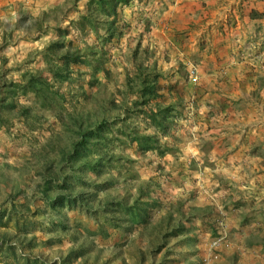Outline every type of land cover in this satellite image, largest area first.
I'll use <instances>...</instances> for the list:
<instances>
[{"label":"rangeland","instance_id":"rangeland-1","mask_svg":"<svg viewBox=\"0 0 264 264\" xmlns=\"http://www.w3.org/2000/svg\"><path fill=\"white\" fill-rule=\"evenodd\" d=\"M67 8V11L60 10L49 14H10L8 21L4 20L5 30L0 31L3 39L0 38V104L3 98L9 96L8 87L12 82H24V74L45 68L42 61L45 41L54 38L65 39L72 50L80 49L82 53H86L87 48L95 45L96 35H86L77 26L80 18L76 15L78 10L70 5ZM151 12L150 18L154 19L150 22V28H132L122 20L115 30L117 36L113 44L106 43L103 47L96 44V48L99 47L105 52L104 66L107 69V77L100 73L95 77L98 79H91L94 68L82 64L74 68L79 71L74 73L75 81L59 84L58 88L54 89L59 91L60 95H64V100L49 93V99L56 98L52 110L43 109L41 100L32 94L27 96L19 94L13 101L20 107L24 105L33 107V115L27 120L18 116V108L12 111L0 110V211L12 210L11 196L20 189L25 190L27 195L31 190L35 192V180L38 179L37 177L35 179L34 175L39 170V162L45 158L50 162L53 160L58 162L60 151L70 146V137L73 136L70 133V127H73L69 118L71 113L98 114L104 108L103 113L108 116L119 114L121 102L124 99L129 101L133 99L126 84L127 77L135 76L139 69H147V60L150 65H157L158 52L163 51L164 55L168 53L166 55L168 61L171 57L176 59L168 64L167 72L173 69L184 70L187 65L178 60L179 55L174 49L180 47V42L173 41V45L168 43L165 47L161 35L163 28L157 26L158 15ZM44 19L46 25L43 29L41 26ZM65 20L68 23H64ZM99 31L105 35L104 30ZM6 37L8 41L5 45ZM188 56L191 54L188 53ZM187 67V81L184 80L180 86L181 95L173 96L174 98L171 97L164 102L165 106L173 102L177 107L176 111L182 112L181 115L177 114L170 130L176 139L161 137L162 142L170 140V143L174 144L175 152L159 159L153 153L137 156L129 147L121 149V156L131 158L127 168L133 177L125 182L121 179L123 183H119L117 189L109 191L110 200H122L128 195L135 196L143 185L145 200L146 197L157 198L163 205L165 204V208L149 221L142 233L134 230L132 235L127 236L124 231L111 230L112 234L114 233L113 238H102L87 232V230L97 232L99 229L93 218L80 214L77 217L70 216L72 224L77 222V227L71 230L66 239L56 243L58 238L49 233L52 226L48 225L46 216H33L32 221L35 222L33 231L30 227L25 237L22 234L19 236L23 243L18 239L16 241L9 239L8 242L17 245V251L12 256L7 254L9 253L7 250L5 254L0 253V264H161L163 254L167 250H171L173 252L171 254L176 256L173 258L181 260L180 264H264V251L261 248L264 244V233L252 234L251 223L248 224L250 225L248 228L238 223L237 219H234L236 212L233 210L239 209L241 200L234 196L228 197L224 193L227 185H230L232 189L238 191L236 197L247 201L259 192L255 191L253 178L239 176V171L233 168L239 163L233 154L234 150L240 149L242 125L235 120L227 125L221 119L213 120L209 125L200 118L199 131L196 127V129L192 127L191 131L188 122L190 120L188 114L192 112L191 108L189 109L191 99L201 97L198 89L203 87L198 84L200 79L195 83L189 77L191 68L196 67L199 71L198 65L188 62ZM30 68L33 71H25ZM43 76L47 78L49 74L44 72ZM166 81L173 82L169 77ZM113 101L119 111L114 112L110 109ZM56 113L61 114V120ZM140 122L141 119L132 120L133 126L142 128L144 125ZM243 128L250 129L251 125ZM191 150H197L201 154V159H197L199 171L189 167L192 165L189 163L190 159H194L190 157V153L195 154ZM211 156H214L213 161ZM194 157L198 158L196 155ZM222 164L223 167L219 166ZM148 191L150 196L146 195ZM192 192H196L194 202L189 201ZM19 200L25 202L24 199ZM16 205V208L20 209V203ZM213 207L220 211L221 217L225 220L226 245L212 256L210 247H206L213 239L212 231L208 227H202L203 232H200L193 229L192 225L188 237H170L169 234L175 224L170 223L169 213L173 215V219H177V216L184 212V224L188 227L190 221L200 224L198 220H193V214L199 212L203 214ZM33 212L32 210L29 214ZM21 222L17 228H11L10 225L8 229L2 231L8 232L11 236L20 234V226L24 228ZM185 239L191 241V244L180 248L181 242ZM1 241L3 239H0V250H5L4 242ZM161 244L167 247L162 253H158L157 248ZM80 253L85 254L84 257H79ZM166 264L176 263L168 261Z\"/></svg>","mask_w":264,"mask_h":264},{"label":"trees","instance_id":"trees-1","mask_svg":"<svg viewBox=\"0 0 264 264\" xmlns=\"http://www.w3.org/2000/svg\"><path fill=\"white\" fill-rule=\"evenodd\" d=\"M129 1L89 0L87 9L80 16L77 26L86 35H96L95 45L90 49L87 48L86 53H82L80 49L72 50L70 44H66L65 39L50 40L43 50L45 68L37 72H27L23 75L24 82H12L8 87L9 96L1 100L0 110L12 111L18 108L19 117H24V120L31 117L33 115L32 106L20 107L13 102L19 94L23 96L32 94L41 100L43 109L52 110L56 98L50 97L49 99V93L58 95L60 100H64V95H60V92L54 89L58 88L59 84L75 81L73 80L74 73L78 70L74 68L82 64L94 68L91 79H98L95 77L100 73L107 77V69L104 66L105 52L95 46L97 44L103 47L106 43H114L113 40L117 36L115 30L122 21L119 8L127 5ZM99 30H104L105 35H102ZM59 31L62 30L59 29ZM44 72L48 73L49 77H44ZM158 81V75H144V70L139 69L135 76L127 77L126 84L133 99L131 101L124 99L121 102L119 114L108 116L103 113V108L101 109L103 111L98 114L97 112H77L69 115L73 124V127H70V133L73 135L70 137V146L60 151L58 162L54 160L50 162L46 158L39 162V170L37 175H34V178L38 179L35 180V192L31 190L27 195L25 190L20 189L15 194L13 193L14 196H11L12 210L0 211V234L3 233L0 239H3L1 242H4L5 247V250H0L1 254H5L6 250L9 251L7 254L10 256L16 253L17 245L8 241L18 239L20 243H23L19 236L22 234L25 237L30 227L33 231L32 228L35 225L32 221L33 216H46L48 225L52 226L50 231L48 228V231L58 238L56 242L58 243L66 239L71 230L77 227V222L72 224L70 216L77 217L84 214L90 219L93 218L99 230L97 232L87 230V232L102 238H110L114 234L111 230L124 231L127 236L132 235L134 230L141 234L149 221L162 208H165V204L163 205L157 198L146 197L147 200L144 199L143 185L137 190L135 196L128 195L116 201L109 199V191L117 189L119 183H123L121 179L125 182L133 177L128 173L127 168V163L131 162L129 160L131 158L121 156V149L129 147L137 156L153 153L159 159L175 152L174 144L170 143V140L162 142L161 137L176 139L170 130L177 114L181 115L182 112H177L172 105L165 106L164 102L168 101L167 95L172 94L175 87L177 89L178 83L164 88ZM85 99L88 98L85 96ZM117 108L113 101L110 109L115 112L119 111ZM55 115L61 120L60 113ZM134 119H141L140 124L144 126L142 128L133 126L132 120ZM146 195L150 196L149 191ZM189 196V201H194L196 192L190 193ZM19 198L24 199L25 202L23 203ZM16 203H20V209L16 208ZM215 207L207 209L203 214L200 212L193 214V220H198L200 224L190 221L188 227L184 224V212H181L177 219H173V215L169 213L170 223L175 224L169 234L170 237H188L192 225L193 229L200 232H203L202 227H208L213 235V239L206 244L207 248L210 247L213 241L220 237V222L224 219ZM166 209L169 212V208ZM193 209L200 210V208ZM32 210L33 214H29ZM20 222L24 226V228L20 226V234L16 233L11 236L8 232L2 231V229H8L10 225L11 228H17ZM256 229L263 231L264 222L259 223ZM190 242L183 240L180 248L191 244ZM225 245L226 243H223L218 248L210 249L211 256ZM166 247L165 244L158 246V253H162ZM73 251L76 252L75 249ZM171 253H173L171 250L164 252L161 264H166L168 261L180 264L181 260L173 258L176 256ZM80 254L81 258L85 255Z\"/></svg>","mask_w":264,"mask_h":264},{"label":"crops","instance_id":"crops-1","mask_svg":"<svg viewBox=\"0 0 264 264\" xmlns=\"http://www.w3.org/2000/svg\"><path fill=\"white\" fill-rule=\"evenodd\" d=\"M88 2L0 0V31L4 32V20L8 21L10 14H49L67 11L70 5L78 10L76 15L80 17L85 13ZM151 11L158 15L157 26L163 28L161 35L165 47L168 43L173 45V41L180 42L179 48L174 47L179 55L178 60L185 66H188V62L196 63L199 68L198 84L203 88L198 89V93L202 96L191 99L194 104L193 112L188 114L191 131L192 127L199 131L200 118L209 125L211 121L220 119L227 125L235 121L242 125L240 149L234 150L236 153L233 154L239 163L233 168L239 171V176L253 178L255 191L259 192L247 201L236 197L238 191L230 185H227L224 193L241 200L239 209L233 210L236 212L234 219L246 228L251 225L252 234L264 233V229H256L259 223L264 222V0H130L119 8L120 20L132 28H150V22L154 19L150 18ZM44 25L45 19L41 26L43 29ZM7 41L6 37L5 45ZM49 42L45 41L43 47ZM166 55L168 53L164 55L163 51L158 52L157 65L147 62L148 70H144V75H158V82L164 88L178 83L173 95H167L170 100L173 96L181 95L180 86L184 80L187 81L188 67L183 71L173 69L167 72L168 64L176 59L171 57L168 61ZM168 77L173 82L167 83ZM171 105L177 108L173 102ZM246 125H251V128L244 129ZM191 151L195 154L191 152L190 157L195 160L190 159L192 165L189 167L199 171L197 159H201V154L197 150ZM219 166L223 167V164ZM226 208L231 211L228 205ZM261 248L264 251V244Z\"/></svg>","mask_w":264,"mask_h":264},{"label":"built area","instance_id":"built-area-1","mask_svg":"<svg viewBox=\"0 0 264 264\" xmlns=\"http://www.w3.org/2000/svg\"><path fill=\"white\" fill-rule=\"evenodd\" d=\"M189 77L195 83H197L199 81V73H198V70H197L196 67L191 68ZM190 108H191V110L193 109V105L192 104H191ZM192 112H193V110H192ZM224 224H225V220L224 219H221V222H220V232H219L220 237L216 238L213 241V243L210 246V249L211 250L213 248L220 247L223 243L226 242V235H225L226 231H225V228H224L225 227Z\"/></svg>","mask_w":264,"mask_h":264}]
</instances>
